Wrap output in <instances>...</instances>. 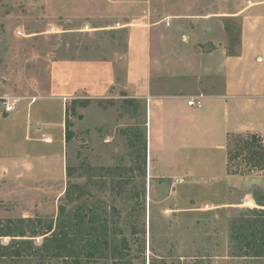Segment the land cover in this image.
<instances>
[{
  "label": "rangeland",
  "instance_id": "374dc122",
  "mask_svg": "<svg viewBox=\"0 0 264 264\" xmlns=\"http://www.w3.org/2000/svg\"><path fill=\"white\" fill-rule=\"evenodd\" d=\"M246 2L0 0V112L10 101L23 121L40 98L33 111L62 121L61 145L41 144L60 149L42 175L29 162L0 170V264H264V174L227 175L224 140L198 149L194 158H213L198 175L150 176L142 101L78 97L64 111L46 97L54 59H113L123 89L127 31L113 28L149 6L226 13ZM5 136L0 159L23 152Z\"/></svg>",
  "mask_w": 264,
  "mask_h": 264
},
{
  "label": "crops",
  "instance_id": "0c3cea01",
  "mask_svg": "<svg viewBox=\"0 0 264 264\" xmlns=\"http://www.w3.org/2000/svg\"><path fill=\"white\" fill-rule=\"evenodd\" d=\"M225 17L241 22L239 55L228 54ZM120 28L127 31L123 89L118 90L113 59H54L49 101L61 103L64 111L65 101L78 97L142 101L150 176L175 177L182 174L179 170L198 175L196 170L213 163L210 156L194 158L198 149L221 140L227 144L230 133L264 135V0H248L226 13L156 15L149 6L113 29ZM198 96L203 107L187 104ZM39 99L24 108L23 121L21 112H0V136L6 135L16 149L25 145L23 152L0 159V170L21 173L29 162L42 175L43 160H58L59 148L48 153L41 144L61 145L62 121L34 112ZM45 104L40 112L51 108Z\"/></svg>",
  "mask_w": 264,
  "mask_h": 264
},
{
  "label": "trees",
  "instance_id": "16d2710c",
  "mask_svg": "<svg viewBox=\"0 0 264 264\" xmlns=\"http://www.w3.org/2000/svg\"><path fill=\"white\" fill-rule=\"evenodd\" d=\"M224 23L228 34V54L239 55L241 43V22L238 18L225 17ZM66 139L70 137L69 123L66 120ZM144 139H146L144 137ZM147 143L144 140V158L146 161ZM228 175L249 176L264 174V136L257 133H230L226 144ZM82 192V190L80 191ZM127 248V239H123Z\"/></svg>",
  "mask_w": 264,
  "mask_h": 264
},
{
  "label": "built area",
  "instance_id": "2783aa9c",
  "mask_svg": "<svg viewBox=\"0 0 264 264\" xmlns=\"http://www.w3.org/2000/svg\"><path fill=\"white\" fill-rule=\"evenodd\" d=\"M4 104H5V110L7 112H11L15 108V104L11 103L10 101H6ZM187 104L189 106L198 107V108H201L204 105L201 96L192 97L191 99L188 100Z\"/></svg>",
  "mask_w": 264,
  "mask_h": 264
}]
</instances>
